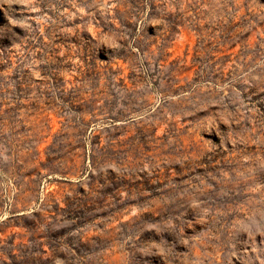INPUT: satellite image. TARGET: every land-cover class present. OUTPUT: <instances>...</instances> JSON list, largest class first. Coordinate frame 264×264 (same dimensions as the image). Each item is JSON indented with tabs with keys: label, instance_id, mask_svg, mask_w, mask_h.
Instances as JSON below:
<instances>
[{
	"label": "rangeland",
	"instance_id": "rangeland-1",
	"mask_svg": "<svg viewBox=\"0 0 264 264\" xmlns=\"http://www.w3.org/2000/svg\"><path fill=\"white\" fill-rule=\"evenodd\" d=\"M0 264H264V0H0Z\"/></svg>",
	"mask_w": 264,
	"mask_h": 264
}]
</instances>
